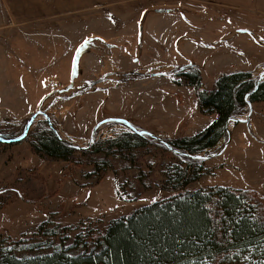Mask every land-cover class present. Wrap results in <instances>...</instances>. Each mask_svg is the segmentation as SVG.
Segmentation results:
<instances>
[{"label": "rangeland", "instance_id": "374dc122", "mask_svg": "<svg viewBox=\"0 0 264 264\" xmlns=\"http://www.w3.org/2000/svg\"><path fill=\"white\" fill-rule=\"evenodd\" d=\"M243 30L248 33L237 34ZM261 41L264 0H0V130L12 128L20 137L40 109L47 118L38 116L30 132L48 119L61 139L80 147L108 118L163 140L193 137L214 117L200 114L195 89L181 85L178 71L193 65L186 71L200 72V92L232 71L251 70L257 79L264 72ZM89 42L95 50L76 58ZM259 118L254 121L264 136ZM229 129L232 142L202 163L208 174L185 191L251 190L264 199V147L253 134L254 145L238 139L240 124ZM128 131L108 122L94 139ZM145 150L156 149H136L132 163L111 160L112 171L98 180L88 157H78L81 167L68 166L39 158L26 142L0 145V238L36 250L13 248L17 256L41 254V244L29 243L47 217L69 228L68 246L78 232L101 231L111 220L172 196L158 184L176 160Z\"/></svg>", "mask_w": 264, "mask_h": 264}, {"label": "trees", "instance_id": "16d2710c", "mask_svg": "<svg viewBox=\"0 0 264 264\" xmlns=\"http://www.w3.org/2000/svg\"><path fill=\"white\" fill-rule=\"evenodd\" d=\"M89 43L76 58L95 50ZM191 67L179 70L176 77L182 86L195 89L200 114L214 117L193 137L163 140L129 130L113 139L97 140L88 150H75L46 120L45 127L29 130L21 141L39 158L68 166L81 167L79 158L88 157L98 180L112 171L111 160L132 163L133 151L151 146L176 160L163 169V182L158 184L172 196L111 220L101 231L78 232L68 246L69 228L55 225L47 217L29 243L41 244L46 252L17 256L13 248L36 250L19 246L21 240L0 238V264H264V199L251 190L212 187L185 191L209 172L203 162L189 156L216 149L226 139V121L247 115L248 103L264 104V81L258 83L251 70L232 71L219 76L209 91L200 92V72H187ZM16 133L12 128L0 130V140L16 139ZM1 141L3 146L15 145ZM156 150L145 152L156 154Z\"/></svg>", "mask_w": 264, "mask_h": 264}, {"label": "water", "instance_id": "95a60500", "mask_svg": "<svg viewBox=\"0 0 264 264\" xmlns=\"http://www.w3.org/2000/svg\"><path fill=\"white\" fill-rule=\"evenodd\" d=\"M239 33H248L247 31H237V34ZM257 81L258 83L264 81V72L261 73L258 78H257ZM248 106V113L246 115L245 118H229L226 123H225V131H226V139H225V143L219 147V150L216 151V152H213V153H207V154H197V155H191L189 156L190 158L194 159V160H197V161H200V162H206L208 160H211L213 158H216L220 155H222L224 153V151L227 149V147L229 146L230 144V140H231V131H230V126L231 125H237V124H241V125H246V126H249L250 124V118L253 114V110H252V104L251 103H248L247 104ZM44 116L45 118H47L45 116V114L39 109L35 114H33L28 122H27V125L25 127V130L24 132L22 133V135L16 139H12V140H0L1 142L5 143V144H16V143H20L22 140H24V138L27 136L29 130L31 129L34 121L36 120V118L38 116ZM48 120V119H47ZM108 122H113V123H119V124H123L125 125V127L128 128V130L132 131V132H135L137 134H140V135H144V136H147V137H155L153 136L152 134L148 133V132H145L143 130H139V129H136L132 124H130L128 121L126 120H123L121 118H108V119H104L102 120L101 122H99L98 124H96L93 129L91 130V134H90V138H89V144L86 145L85 147H80V146H76V145H73V144H70L72 148H74L75 150H88L95 142V134H96V131L98 130V128L104 124V123H108ZM157 138V137H155Z\"/></svg>", "mask_w": 264, "mask_h": 264}, {"label": "crops", "instance_id": "0c3cea01", "mask_svg": "<svg viewBox=\"0 0 264 264\" xmlns=\"http://www.w3.org/2000/svg\"><path fill=\"white\" fill-rule=\"evenodd\" d=\"M260 44L264 45V41H261ZM84 55H86V54H84ZM88 56L89 55H87V57ZM83 57H85V56H83ZM252 110H253V114H252L251 119H250V125L246 126V125L240 124L244 130H239L241 137H238V139L241 138V140H244L247 142L248 146H251V145H254V141H255L254 137L251 136L253 134L259 140V144H257V145H261L264 147V136L262 135L263 133H261L259 131V127H262V126L258 125L254 121L256 118L260 117L259 119H260L261 123H264V104L263 103L252 104ZM259 111H262V113H260V114H262V116L260 114L256 115L257 113H259ZM235 129H236V127L234 129L232 128V140L235 137ZM232 140H231V142H232Z\"/></svg>", "mask_w": 264, "mask_h": 264}, {"label": "flooded vegetation", "instance_id": "af4514ba", "mask_svg": "<svg viewBox=\"0 0 264 264\" xmlns=\"http://www.w3.org/2000/svg\"><path fill=\"white\" fill-rule=\"evenodd\" d=\"M129 75H131V74H129Z\"/></svg>", "mask_w": 264, "mask_h": 264}]
</instances>
